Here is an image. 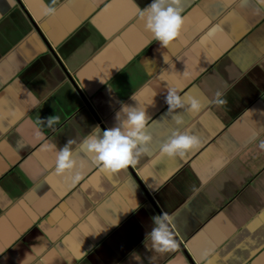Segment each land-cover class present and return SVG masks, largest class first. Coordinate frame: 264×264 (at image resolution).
Wrapping results in <instances>:
<instances>
[{
	"label": "crops",
	"instance_id": "0c3cea01",
	"mask_svg": "<svg viewBox=\"0 0 264 264\" xmlns=\"http://www.w3.org/2000/svg\"><path fill=\"white\" fill-rule=\"evenodd\" d=\"M148 3L0 0V264H264V7L180 0V35L162 48L136 16ZM169 88L200 111L167 110ZM127 104L152 140L107 173L82 140ZM185 129L201 146L162 154ZM37 131L73 141L81 181L54 173ZM154 216L170 218L174 250L151 248Z\"/></svg>",
	"mask_w": 264,
	"mask_h": 264
},
{
	"label": "clouds",
	"instance_id": "9594fccd",
	"mask_svg": "<svg viewBox=\"0 0 264 264\" xmlns=\"http://www.w3.org/2000/svg\"><path fill=\"white\" fill-rule=\"evenodd\" d=\"M264 7V0H258ZM180 0H150L145 7H137L136 16L143 23L146 31L151 33L152 41H158L160 47L167 48L179 35L184 23V17L179 7ZM56 9L46 6L44 15H54ZM151 43V42H150ZM167 110L175 111L184 109L191 113L200 111L201 105L189 98L187 106L176 89L169 88L164 95ZM123 112V119H121ZM60 122V116L51 115L41 118L40 123L48 128ZM177 124L181 121L177 119ZM148 116L144 109L135 104L122 105L115 115V123L111 127L101 129L99 125L93 126L92 131L84 137L82 143L86 144L88 152L92 155L93 162L102 171L117 173L130 164H134L143 155L151 143L152 137L147 133ZM3 131H7L4 129ZM36 137L45 140L42 132L37 131ZM69 140L57 149L54 143L45 140L43 150L55 151L54 173L58 176L68 175L75 185L83 178L78 171L77 160L73 158V150ZM201 139L190 130H176L161 144L160 152L169 157H184L187 153L198 149ZM259 147L264 149V142ZM170 218L167 216L152 217L153 227L146 233V239L151 248L157 253H166L174 250L176 242L169 229ZM133 251L132 253H134ZM139 257H137L138 259Z\"/></svg>",
	"mask_w": 264,
	"mask_h": 264
}]
</instances>
